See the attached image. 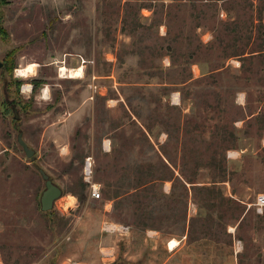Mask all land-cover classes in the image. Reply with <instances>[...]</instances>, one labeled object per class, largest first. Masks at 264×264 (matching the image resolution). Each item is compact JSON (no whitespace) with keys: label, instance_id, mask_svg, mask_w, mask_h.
Returning <instances> with one entry per match:
<instances>
[{"label":"rangeland","instance_id":"rangeland-1","mask_svg":"<svg viewBox=\"0 0 264 264\" xmlns=\"http://www.w3.org/2000/svg\"><path fill=\"white\" fill-rule=\"evenodd\" d=\"M0 64V264H264V0H0Z\"/></svg>","mask_w":264,"mask_h":264},{"label":"water","instance_id":"water-1","mask_svg":"<svg viewBox=\"0 0 264 264\" xmlns=\"http://www.w3.org/2000/svg\"><path fill=\"white\" fill-rule=\"evenodd\" d=\"M17 143L22 148L25 157L31 161H34V152L28 148L27 144L23 141L21 134H19L17 137ZM39 174L41 179L44 181L45 187V190L42 192L40 197V210L42 212H48L52 209L54 201L60 197L61 191L59 188L53 185L49 177L42 170H39Z\"/></svg>","mask_w":264,"mask_h":264},{"label":"built area","instance_id":"built-area-1","mask_svg":"<svg viewBox=\"0 0 264 264\" xmlns=\"http://www.w3.org/2000/svg\"><path fill=\"white\" fill-rule=\"evenodd\" d=\"M93 167L94 163L90 159H86L82 168L83 179L89 186V195L93 200L100 199V191L97 187V184L92 182L93 175ZM254 206L256 207V211L259 214H262L264 211V194L258 195L255 199Z\"/></svg>","mask_w":264,"mask_h":264},{"label":"bare ground","instance_id":"bare-ground-1","mask_svg":"<svg viewBox=\"0 0 264 264\" xmlns=\"http://www.w3.org/2000/svg\"><path fill=\"white\" fill-rule=\"evenodd\" d=\"M35 65H30L26 68H22V69H17L15 72L17 74V76L21 77V78H26L27 74L31 73L32 67H34ZM82 70L83 67H77L75 69H61V73H63V75H66L67 79H78L80 77V75H82ZM177 246V242L172 240L168 243V248L169 250L174 249Z\"/></svg>","mask_w":264,"mask_h":264}]
</instances>
